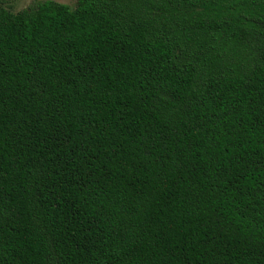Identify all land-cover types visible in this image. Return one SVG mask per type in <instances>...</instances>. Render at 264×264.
I'll list each match as a JSON object with an SVG mask.
<instances>
[{"label": "trees", "instance_id": "1", "mask_svg": "<svg viewBox=\"0 0 264 264\" xmlns=\"http://www.w3.org/2000/svg\"><path fill=\"white\" fill-rule=\"evenodd\" d=\"M0 264H264V0L0 4Z\"/></svg>", "mask_w": 264, "mask_h": 264}, {"label": "rangeland", "instance_id": "2", "mask_svg": "<svg viewBox=\"0 0 264 264\" xmlns=\"http://www.w3.org/2000/svg\"><path fill=\"white\" fill-rule=\"evenodd\" d=\"M47 0H0V4L10 9L12 12H19L21 10L27 9L33 5ZM61 4H66L72 8L75 7L77 0H52Z\"/></svg>", "mask_w": 264, "mask_h": 264}]
</instances>
